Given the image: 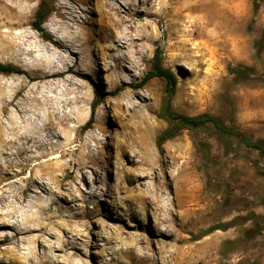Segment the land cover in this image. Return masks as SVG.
Returning a JSON list of instances; mask_svg holds the SVG:
<instances>
[{
  "label": "rangeland",
  "instance_id": "rangeland-1",
  "mask_svg": "<svg viewBox=\"0 0 264 264\" xmlns=\"http://www.w3.org/2000/svg\"><path fill=\"white\" fill-rule=\"evenodd\" d=\"M42 1L0 0V264H264V158L159 148L167 82L134 87L159 46L175 111L264 140V0H44L48 37Z\"/></svg>",
  "mask_w": 264,
  "mask_h": 264
},
{
  "label": "trees",
  "instance_id": "trees-1",
  "mask_svg": "<svg viewBox=\"0 0 264 264\" xmlns=\"http://www.w3.org/2000/svg\"><path fill=\"white\" fill-rule=\"evenodd\" d=\"M51 11L52 10L43 0L37 8L34 15V20L32 21L33 28L38 30L43 36L47 35L43 24ZM0 73L11 74L23 72L14 64L0 62ZM156 77L162 78L167 82V86L165 89L166 97L164 99L160 116L165 118L169 122L168 127L163 130L157 137V145L159 148L162 147L165 141L180 135L183 130L189 129L196 134V137H200L197 143L203 150H205V146L203 145L207 142V140L205 139L213 136L214 134H218V136L226 146L230 145L229 137L233 136L239 139L247 147L255 149L259 153V155L264 158V140H253L246 136L243 132L233 128L230 124L226 125L219 118L214 117L208 113L191 116L179 113L173 109L172 99L177 89V77L170 68L164 66L163 52L159 46L155 50L149 71L142 77L138 84L134 85V87H142L149 80ZM121 90L122 87H117L114 90V93L116 94ZM97 105V102H94L92 104L91 116L87 123L83 126V130L91 128L92 123L95 119ZM255 167L258 170L263 169V167L259 166L258 164ZM222 227L223 229H226L225 225Z\"/></svg>",
  "mask_w": 264,
  "mask_h": 264
},
{
  "label": "bare ground",
  "instance_id": "bare-ground-1",
  "mask_svg": "<svg viewBox=\"0 0 264 264\" xmlns=\"http://www.w3.org/2000/svg\"><path fill=\"white\" fill-rule=\"evenodd\" d=\"M2 143H3V141L1 140V141H0V146L2 145ZM0 150H1V149H0Z\"/></svg>",
  "mask_w": 264,
  "mask_h": 264
}]
</instances>
